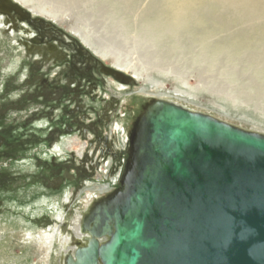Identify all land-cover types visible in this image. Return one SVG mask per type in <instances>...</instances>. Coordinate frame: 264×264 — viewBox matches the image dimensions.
<instances>
[{"label":"rangeland","instance_id":"rangeland-1","mask_svg":"<svg viewBox=\"0 0 264 264\" xmlns=\"http://www.w3.org/2000/svg\"><path fill=\"white\" fill-rule=\"evenodd\" d=\"M182 1L0 0V264H63L149 99L264 133V15Z\"/></svg>","mask_w":264,"mask_h":264},{"label":"water","instance_id":"water-1","mask_svg":"<svg viewBox=\"0 0 264 264\" xmlns=\"http://www.w3.org/2000/svg\"><path fill=\"white\" fill-rule=\"evenodd\" d=\"M64 264H264V133L153 98Z\"/></svg>","mask_w":264,"mask_h":264},{"label":"bare ground","instance_id":"bare-ground-1","mask_svg":"<svg viewBox=\"0 0 264 264\" xmlns=\"http://www.w3.org/2000/svg\"><path fill=\"white\" fill-rule=\"evenodd\" d=\"M183 0L181 4L175 5L173 2V5L169 8L170 15L174 19V21L177 23L179 22L180 18H189V17H196L195 15L197 14L199 6L196 3V0ZM207 3H216L220 5L222 8H231L235 14L237 19L239 20H249L251 18L255 17H260L264 15V0H205ZM222 17L217 18V20H221ZM190 20V18H189ZM228 21L225 22V24ZM182 22H179V24ZM191 23V22H190ZM200 24H203L201 22ZM216 25H219V23H215ZM206 33V32H205ZM249 36L244 37L243 39H237L232 41L229 45L235 47V48H241L244 45L247 44H253L254 41L249 40ZM203 37H206V34H203ZM260 40L264 41V32L262 31L260 34ZM156 98V97H155ZM169 100V99H167ZM172 101V100H170ZM175 102V101H173ZM177 103V102H175ZM179 104V103H178ZM189 108V107H188ZM218 118V117H217ZM220 119V118H219ZM130 137V136H129ZM130 141V140H129ZM124 173V172H123ZM121 183V182H120ZM118 185V182L114 183L113 185L111 184L107 189H102L99 192H96L95 196L100 197L101 195H107L109 192H111L116 186ZM94 196V197H95ZM96 199V200H97ZM94 201L93 198H89L85 203V210L88 209L89 204ZM84 205V204H83ZM84 211V209H83ZM71 235V234H70ZM85 233L82 232L80 225L75 226V231H74V237L69 236V237H64L63 238V243H62V248L63 252L65 255L69 252L72 251L74 252L75 248L77 247V242H75V239H80L83 242L87 243V241L84 239L85 238ZM62 253V252H61Z\"/></svg>","mask_w":264,"mask_h":264},{"label":"flooded vegetation","instance_id":"flooded-vegetation-1","mask_svg":"<svg viewBox=\"0 0 264 264\" xmlns=\"http://www.w3.org/2000/svg\"><path fill=\"white\" fill-rule=\"evenodd\" d=\"M2 27V26H1ZM138 115V114H137ZM137 117V116H136ZM135 117V118H136ZM121 186V184H120V182L118 183V185L114 188V190H116L117 188H119ZM113 190V191H114ZM110 193V192H109ZM101 197H103V196H101ZM101 197H98V199L99 198H101ZM97 199V198H96ZM96 199H94V201H92L90 204H89V206H88V209L91 207V206H93V204H94V202L96 201ZM97 199V200H98ZM86 208H84V211H83V214H82V217H81V221H80V223H79V225H80V227H82V221H83V217H84V215L86 214V212L88 211V209L87 210H85ZM78 225V226H79ZM75 242H77V244H78V242H81L83 245H85L86 243L85 242H83L82 240H80V239H75ZM66 257H67V254L64 256V259H63V264L65 263V260H66Z\"/></svg>","mask_w":264,"mask_h":264}]
</instances>
